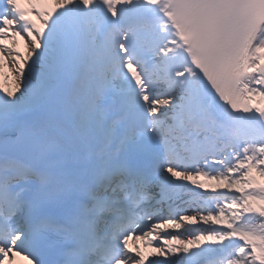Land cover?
I'll use <instances>...</instances> for the list:
<instances>
[{"label":"snow or ice","instance_id":"snow-or-ice-1","mask_svg":"<svg viewBox=\"0 0 264 264\" xmlns=\"http://www.w3.org/2000/svg\"><path fill=\"white\" fill-rule=\"evenodd\" d=\"M18 259L264 264V0H0Z\"/></svg>","mask_w":264,"mask_h":264},{"label":"bare ground","instance_id":"bare-ground-1","mask_svg":"<svg viewBox=\"0 0 264 264\" xmlns=\"http://www.w3.org/2000/svg\"><path fill=\"white\" fill-rule=\"evenodd\" d=\"M23 52H24V48H23ZM4 74L6 75L7 74V69L5 68V70H4ZM5 86H10V83L9 84H7V85H5ZM131 243H135V242H133V241H130V244ZM140 245L142 246V251H145V252H149V251H151V249H144L145 247L143 246V244H141L140 243ZM18 264H23V263H21L20 261H18Z\"/></svg>","mask_w":264,"mask_h":264},{"label":"rangeland","instance_id":"rangeland-1","mask_svg":"<svg viewBox=\"0 0 264 264\" xmlns=\"http://www.w3.org/2000/svg\"><path fill=\"white\" fill-rule=\"evenodd\" d=\"M20 48H21V54H23V44L22 43L20 45ZM135 243L140 246V242L139 241H135ZM144 249H146V248H144Z\"/></svg>","mask_w":264,"mask_h":264}]
</instances>
